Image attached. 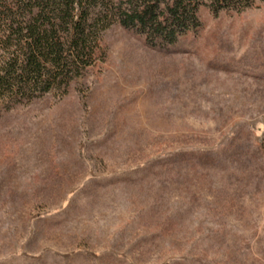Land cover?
I'll return each instance as SVG.
<instances>
[{
    "label": "rangeland",
    "instance_id": "1",
    "mask_svg": "<svg viewBox=\"0 0 264 264\" xmlns=\"http://www.w3.org/2000/svg\"><path fill=\"white\" fill-rule=\"evenodd\" d=\"M198 20L1 113L0 264H264V3Z\"/></svg>",
    "mask_w": 264,
    "mask_h": 264
},
{
    "label": "trees",
    "instance_id": "2",
    "mask_svg": "<svg viewBox=\"0 0 264 264\" xmlns=\"http://www.w3.org/2000/svg\"><path fill=\"white\" fill-rule=\"evenodd\" d=\"M257 3L264 0H0V115L50 93L64 95L102 61L101 34L115 23L164 48L200 29V8L218 15Z\"/></svg>",
    "mask_w": 264,
    "mask_h": 264
}]
</instances>
